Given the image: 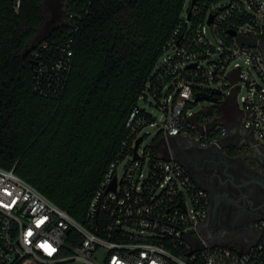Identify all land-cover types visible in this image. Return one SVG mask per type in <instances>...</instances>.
<instances>
[{
    "label": "built area",
    "instance_id": "built-area-1",
    "mask_svg": "<svg viewBox=\"0 0 264 264\" xmlns=\"http://www.w3.org/2000/svg\"><path fill=\"white\" fill-rule=\"evenodd\" d=\"M222 1L191 0L139 98L149 102V95L166 96L159 142L170 153L152 158L141 150L142 141L135 158L137 139L144 140L143 129L156 123H146L141 114L148 110L139 104L127 123L122 157L111 163L83 221L14 167L0 166V264H264V217L257 221L259 238L247 249L210 244L201 232L209 212L208 192L170 151V137L206 145L227 136V103L194 111L196 94L213 88L222 91L216 103L230 89L246 126L264 146V55L250 42L264 39V0ZM68 3L64 0L55 26L73 24L76 14ZM74 29L79 27L74 24ZM242 38L250 40L242 43ZM41 44L49 54L39 63L35 89L58 95L72 67L75 41H60L56 49ZM128 154L131 161L119 176Z\"/></svg>",
    "mask_w": 264,
    "mask_h": 264
},
{
    "label": "trees",
    "instance_id": "trees-1",
    "mask_svg": "<svg viewBox=\"0 0 264 264\" xmlns=\"http://www.w3.org/2000/svg\"><path fill=\"white\" fill-rule=\"evenodd\" d=\"M44 1L0 0V166L14 167L83 221L111 163L122 157L129 118L186 0H69L73 24L38 39ZM69 38L75 52L64 88L58 95L35 89L49 54L41 43L56 49ZM141 116L154 122L145 109ZM161 136L145 148L152 158L163 155Z\"/></svg>",
    "mask_w": 264,
    "mask_h": 264
},
{
    "label": "flooded vegetation",
    "instance_id": "flooded-vegetation-1",
    "mask_svg": "<svg viewBox=\"0 0 264 264\" xmlns=\"http://www.w3.org/2000/svg\"><path fill=\"white\" fill-rule=\"evenodd\" d=\"M60 2L64 0H55L57 5ZM44 27H49L47 19ZM261 49L264 55V39ZM244 117L236 105L225 109L228 134L219 144L173 139L175 155L208 192L209 212L201 232L212 245L234 246L245 237L254 238L257 221L264 216V146Z\"/></svg>",
    "mask_w": 264,
    "mask_h": 264
},
{
    "label": "rangeland",
    "instance_id": "rangeland-1",
    "mask_svg": "<svg viewBox=\"0 0 264 264\" xmlns=\"http://www.w3.org/2000/svg\"><path fill=\"white\" fill-rule=\"evenodd\" d=\"M223 3H227L228 0H223L222 1ZM191 6V0H186L185 2V6H184V11H183V14L184 15H187V12L189 10ZM50 17L48 16L47 17V20H49ZM58 23H54L52 24L50 27H48L46 29V27H42L41 30H40V34L38 36V39H42L44 38L48 33L49 31ZM228 81V80H227ZM203 88H208L207 86H203ZM225 95L223 97V100L222 102L220 103H213V102H210V101H206V100H199L197 102L196 105H194V111H198V110H202V109H210V108H213V109H218L220 106L223 105V103H227L225 105V107L227 108V110H231L233 106H235L233 103V99L231 98V95H230V89L229 88H226L225 89ZM244 93L243 90H241L239 93H238V99H240V96ZM165 95L163 94L159 99L157 98H154L153 96L149 95V102H152V104H150L149 102L147 101H144V100H140L139 101V104L146 108L148 110V112H150L153 116V121L156 122L155 124L153 125H148L146 126L142 133H141V136H144V140L141 144V150L142 149H145L146 147H148L149 145L153 144V141L154 139L156 138V136L158 135L159 131H160V127H161V121L163 119V116H164V111H163V107H164V104H165ZM225 108V109H226ZM239 108H241V105L239 106ZM140 150V151H141ZM162 154L164 155H168L170 152H168L167 150H162L161 152ZM129 161H131V155H127L123 161L120 163L119 167H118V172H119V176H121L124 172V169L126 167V165L129 163ZM148 166L145 165V169H147Z\"/></svg>",
    "mask_w": 264,
    "mask_h": 264
},
{
    "label": "water",
    "instance_id": "water-1",
    "mask_svg": "<svg viewBox=\"0 0 264 264\" xmlns=\"http://www.w3.org/2000/svg\"><path fill=\"white\" fill-rule=\"evenodd\" d=\"M64 2L61 3L60 5H57L55 3V0H45L44 1V16H45V23H46V13H47V9L49 8V13L51 15V18L48 20L49 22V27L54 24V23H58L61 21L62 16H63V9L61 8V6H63ZM213 16L210 17L209 22H212ZM250 39L247 38H242L241 42L244 43L245 41H249ZM251 44L253 45H259L261 47V41H250ZM195 66V65H193ZM222 94V91L220 89L217 88H213L211 90L210 93L208 92H198L196 94V98L197 100H206V101H210L213 103H216L218 101V99L220 98ZM177 137H170V148H171V155L174 159L180 160L177 158V156L175 155V145H174V141L173 139H175ZM143 141V137H139L136 141L135 147H134V156L135 158H138V147L140 145V143ZM181 161V160H180ZM182 162V161H181ZM183 163V162H182ZM184 164V163H183ZM185 165V164H184ZM116 187V183L113 184L112 188ZM264 217V216H263ZM216 245H220V243H216ZM199 247H203L202 245H200V243H198Z\"/></svg>",
    "mask_w": 264,
    "mask_h": 264
},
{
    "label": "crops",
    "instance_id": "crops-1",
    "mask_svg": "<svg viewBox=\"0 0 264 264\" xmlns=\"http://www.w3.org/2000/svg\"><path fill=\"white\" fill-rule=\"evenodd\" d=\"M260 232L259 229H257V232L253 236L254 238H247L245 237L244 241H241L238 245H234V247L238 249H247L251 244H253L258 238H259Z\"/></svg>",
    "mask_w": 264,
    "mask_h": 264
}]
</instances>
